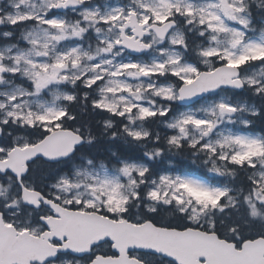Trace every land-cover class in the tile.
<instances>
[{"label": "snow or ice", "instance_id": "6c2138e0", "mask_svg": "<svg viewBox=\"0 0 264 264\" xmlns=\"http://www.w3.org/2000/svg\"><path fill=\"white\" fill-rule=\"evenodd\" d=\"M0 40V264H264V0H5Z\"/></svg>", "mask_w": 264, "mask_h": 264}, {"label": "trees", "instance_id": "16d2710c", "mask_svg": "<svg viewBox=\"0 0 264 264\" xmlns=\"http://www.w3.org/2000/svg\"><path fill=\"white\" fill-rule=\"evenodd\" d=\"M0 42H2V40H0ZM79 109H77V111H78ZM102 119V117L101 116H95V117H93V118H91V123L93 124V126H96L97 125V123L100 121ZM149 146H151V145H149ZM107 147H113L114 149L115 148H117V147H120V145H108V144H102L101 146H100V148H101V150H103L104 148H107ZM173 155V154H172ZM171 155V156H172ZM177 157V159H179V160H186L187 161V166H189V167H193V168H197V166L200 164V161H196V163L195 164H193V157L191 156V154L190 153H188V152H184V153H182V154H174V157Z\"/></svg>", "mask_w": 264, "mask_h": 264}, {"label": "rangeland", "instance_id": "374dc122", "mask_svg": "<svg viewBox=\"0 0 264 264\" xmlns=\"http://www.w3.org/2000/svg\"><path fill=\"white\" fill-rule=\"evenodd\" d=\"M5 1V0H4Z\"/></svg>", "mask_w": 264, "mask_h": 264}]
</instances>
